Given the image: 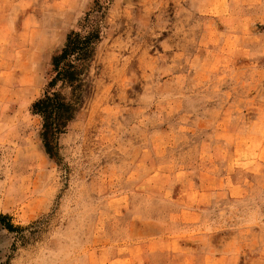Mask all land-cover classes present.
<instances>
[{
    "label": "rangeland",
    "instance_id": "374dc122",
    "mask_svg": "<svg viewBox=\"0 0 264 264\" xmlns=\"http://www.w3.org/2000/svg\"><path fill=\"white\" fill-rule=\"evenodd\" d=\"M94 0H0V264H264V0H112L53 158L31 105Z\"/></svg>",
    "mask_w": 264,
    "mask_h": 264
},
{
    "label": "trees",
    "instance_id": "16d2710c",
    "mask_svg": "<svg viewBox=\"0 0 264 264\" xmlns=\"http://www.w3.org/2000/svg\"><path fill=\"white\" fill-rule=\"evenodd\" d=\"M112 0H94L79 20L76 29L66 35L62 48L51 58L43 93L31 105V113L41 119L40 139L45 153L53 158L58 137L65 133L82 104L87 89V74L105 29L104 20ZM6 216L0 215V224Z\"/></svg>",
    "mask_w": 264,
    "mask_h": 264
}]
</instances>
